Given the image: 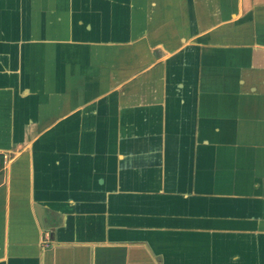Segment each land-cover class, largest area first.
Returning a JSON list of instances; mask_svg holds the SVG:
<instances>
[{
  "label": "crops",
  "instance_id": "0c3cea01",
  "mask_svg": "<svg viewBox=\"0 0 264 264\" xmlns=\"http://www.w3.org/2000/svg\"><path fill=\"white\" fill-rule=\"evenodd\" d=\"M0 264H264V0H0Z\"/></svg>",
  "mask_w": 264,
  "mask_h": 264
}]
</instances>
